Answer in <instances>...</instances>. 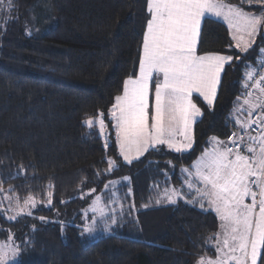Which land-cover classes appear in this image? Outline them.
<instances>
[{
  "label": "trees",
  "instance_id": "16d2710c",
  "mask_svg": "<svg viewBox=\"0 0 264 264\" xmlns=\"http://www.w3.org/2000/svg\"><path fill=\"white\" fill-rule=\"evenodd\" d=\"M148 18L146 0H13L12 9L0 16V186L20 200L32 196L44 203L52 192L51 209L21 220L36 222L41 236L59 243V264H196L201 255L214 256L206 243L218 232L213 213L182 201L142 208L155 193L146 174L136 175L155 150L126 164L113 136L105 148L98 125L89 129L84 123L100 112L107 116L124 80L135 75ZM263 46L260 40L241 54L223 23L203 21L198 54L235 60L224 69L212 107L194 99L203 115L194 125L193 148L169 154L176 165L190 168L211 137L226 141L238 132L230 115L245 98L246 67L256 64ZM108 158L117 164L110 173ZM153 172L150 167L147 174ZM123 175H130L134 190L130 198L137 213L131 225L89 242L80 219L64 224L55 216L84 207L82 194L99 192ZM40 217L51 222L41 224ZM21 220L7 221L0 209V233L19 227Z\"/></svg>",
  "mask_w": 264,
  "mask_h": 264
},
{
  "label": "snow or ice",
  "instance_id": "6c2138e0",
  "mask_svg": "<svg viewBox=\"0 0 264 264\" xmlns=\"http://www.w3.org/2000/svg\"><path fill=\"white\" fill-rule=\"evenodd\" d=\"M243 4L259 6L261 11L258 14L246 11ZM12 7L13 0H0V11H10ZM146 11L149 18L138 73L124 80L122 94L115 96L108 110L119 155L127 164L150 149L159 150L158 146H166L176 153L192 148L193 125L203 115L193 102V94H198L212 107L225 65L233 61L232 55L198 54L202 21L212 17L222 19L236 48L243 52H247L257 35L264 31V0H240V5L226 0H146ZM258 64L264 66V60ZM245 76L243 87L247 91L243 105L246 107L236 109L246 114L245 119H236L240 134L233 132L227 142L211 137V150H205L191 169L181 170L187 174L185 183L189 194L195 192L185 202L198 203L205 211L210 209L220 221V231L206 241L215 249V257L201 255L196 264H264V71L246 67ZM84 123L89 129L98 125L107 148L104 113H98L95 118L86 117ZM253 126L259 129L255 135L249 131ZM107 164L106 172L116 170L115 160L108 158ZM115 184L109 181L104 187L109 189ZM0 191H3L2 186ZM95 191L93 188L87 195ZM111 195L114 198L111 203H118L116 192ZM3 199L12 202L11 196ZM177 199H185V194L176 188H166L156 203L176 204ZM14 202V209L10 206L4 210L5 213L14 211V215L7 217L9 220L25 213L31 216L29 209L37 205L32 196L23 204L18 198ZM51 205L52 192L49 191L46 206ZM106 209L102 197L96 196L87 210L96 215L91 224L83 227V233L96 230V216L101 219L108 216ZM111 211L114 213L115 209ZM109 219L112 225L117 223L115 215ZM104 231H109L106 221ZM11 241L10 235L8 243H0V264H15L19 248Z\"/></svg>",
  "mask_w": 264,
  "mask_h": 264
},
{
  "label": "rangeland",
  "instance_id": "374dc122",
  "mask_svg": "<svg viewBox=\"0 0 264 264\" xmlns=\"http://www.w3.org/2000/svg\"><path fill=\"white\" fill-rule=\"evenodd\" d=\"M246 11H251V12L258 14L261 11V9L259 6L253 5V6L249 7V10H246ZM3 12L4 11H0V16L3 15ZM226 26H227V24H226ZM145 28H146V26H145ZM227 29L229 32V39L231 41L232 47L237 52H239L241 54H246L248 51H250V49L254 48L257 45V43H259L260 40H264V31H262L259 35H257V37L255 38V43L252 44V46L248 49V51L243 52L241 49L236 48L235 42L232 40V36H231V33H230L228 26H227ZM142 42H143V40H142ZM224 55H227V54H224ZM260 55H262L261 51H260ZM234 60H235V58L233 57V61ZM138 65H137L135 74L138 73ZM227 65L228 64H226L225 66H227ZM222 74H221V77H222ZM218 90H219V86H218L217 92H218ZM193 96H194V99L199 98L200 100L203 101V98L199 97L198 94L194 93ZM243 100L244 99L238 101L237 106L231 112V115H230L231 119L233 120L234 126L238 130H239V128L236 125L237 117H239L241 120L246 118L245 113L236 112V109L238 106L246 107L243 105ZM194 103H195V101H194ZM104 120H105V123L107 125V139H111L112 136L116 139L115 130L112 127L113 122L110 120L108 114H107V116H104ZM256 130H259V129H257L255 126H253V128L250 129L251 134L255 135L257 133ZM236 133L238 135L240 134L239 132H236ZM193 134H194V128H193ZM110 142H111V140H110ZM158 147H159V150L153 149L155 151H153L154 153L152 154V158H150V160L147 162L148 166L146 165V167L142 171H140L142 173H140V174L138 173L136 175L137 178L142 179V176L144 174H146L147 178H148L147 182L151 186L150 192L152 191L153 193H155L153 197L149 198L148 201H150V202L146 201L144 204L147 205V207H152L153 204L159 205L156 203V199L158 198V196L160 194L163 193V191L166 188H176L185 194V199H178L177 204L180 201L185 202L186 199L192 198V196L195 195V192L193 191L191 194H189L186 183H185V177L187 176V174L183 173V175H182V172H181V170L185 167L184 166L180 167V166L176 165L171 159L168 158L170 153H175V154H177V153L174 151H170L166 146H158ZM210 147H213V143L210 145ZM143 156H141L140 158H142ZM124 163H126V162H124ZM150 167L152 170L155 171L152 173V177H150L147 174ZM189 169H191V168H189ZM124 177H128L129 179L125 180ZM109 181H115L116 182L115 187H112L111 185H110L109 189H105V187H103L101 191L94 192L91 195H87V193H89V192H86L80 196L81 199L83 200V202H85L84 207L83 206L79 207V209L75 210L71 214H68L69 212H67L66 210L61 212V213L58 212L57 215H55V216L57 218H59L60 221L64 222V224L66 221H69L71 224L74 221L79 222V219L82 222L83 227L86 224H91L92 218L96 214H94L90 211H87V210H88L89 206L91 205L92 201L95 199V197L99 195L102 197V203L107 204L106 210L108 211V216L104 217L103 219L96 216L97 223L94 226L96 230L90 234L84 233V235L88 238L89 242H93V241L98 240L97 238H99V237L101 238V235H109L112 231H115L116 229L120 228L124 224L126 226L131 225L133 223V219L135 218V214L137 213V209L134 206V203L131 201V198H130L131 196L133 197L132 192L134 191L130 185L132 182L131 177H130V175H123V176H119V177L112 179V180H109ZM109 181L106 184H108ZM129 189L131 190L130 195H129ZM113 191L116 192V196L119 199L118 203H111V200L114 199L111 195V193ZM5 196H11L12 202H10L9 200H4L3 198ZM17 198L18 197H16V196L10 195L9 190H7V189H3V191H0V209L4 212L6 218L9 215L15 214L14 211L5 213L4 210L8 209L10 206L14 209L15 208V202L14 201ZM34 199L37 201V205L35 208L29 209L32 212V214H34L38 210H42V209L49 210V209H51V206H46L47 202L44 203V202H41L40 200H38L36 198H34ZM24 200L19 199L21 204H23ZM167 204L168 203L164 202V201H162L160 203V205H163V206L164 205L167 206ZM187 204L195 205L198 209H201L198 203L197 204L187 203ZM145 205H143L142 208ZM205 206L207 207V205H205ZM112 209H115L114 213L111 211ZM86 211H87V218L85 217ZM210 211L211 210L209 209L207 212H210ZM121 213H123V214L121 215ZM211 213H213V211H211ZM213 214L216 216L215 213H213ZM112 215H115L117 218V223L115 225H112L111 220L109 219V217ZM26 217H30V216L25 213V214L17 216V218L15 220H9L7 218V221L16 222V221L24 219ZM105 221L109 225V231H107V232L104 231ZM49 222H51V220H49V219L43 220V221L40 219L41 224H48ZM218 223L219 224H218V230L217 231L219 232L220 231V221L219 220H218ZM60 229H61V231H60L61 236H64V227H61ZM39 232H41L40 227L38 225H36V222L30 221V220H27V221L21 220V225L17 228L9 227V228H3L2 229V231L0 233V243H8L9 242V236L10 235L12 236L11 242L13 243L14 246H18V248H19V255L15 261V264H30V263H36V262L41 263V264H45V263L59 264V243L57 241L51 240L50 238L46 239L45 236H41ZM212 243L213 244L215 243L214 239H213ZM210 247L214 251V256H211V257L214 258L215 257V249L212 246H210Z\"/></svg>",
  "mask_w": 264,
  "mask_h": 264
},
{
  "label": "crops",
  "instance_id": "0c3cea01",
  "mask_svg": "<svg viewBox=\"0 0 264 264\" xmlns=\"http://www.w3.org/2000/svg\"><path fill=\"white\" fill-rule=\"evenodd\" d=\"M233 5H237V4H233ZM244 10H245V9H244ZM246 10H248V9H246ZM212 18L215 19V20L220 21V22L223 23V24L225 25V27L227 28L225 22H224L222 19L215 18V17H212ZM202 23H203V21H202ZM225 67H226V66H225ZM221 78H222V77H221ZM219 85H220V84H219ZM217 93H218V92H217ZM193 102H194V96H193ZM203 102H204V101H203ZM199 119H200V117L197 118V121H198ZM197 121H196V122H197ZM194 125H195V124H194ZM194 125H193V128H194ZM237 131H238L239 133L241 132L240 129L237 130ZM249 131H250V129H249ZM211 144H212V142H211V140H210V145H211ZM210 145H209L208 149H206V150H211L212 147H210ZM192 148H193V146H192ZM192 148H191V149H192ZM191 149H190V150H191ZM151 150H153V149H150L149 151H151ZM190 150H188L187 152H189ZM149 151H148V152H149ZM148 152H147V153H148ZM187 152H184V153H187ZM147 153H146V154H147ZM146 154H145V155H146ZM178 154H183V153H178ZM145 155H144V156H145ZM144 156H143V157H144ZM200 156H201V155H200ZM200 156H199V157H200ZM199 157H198V158H199ZM121 158H122V157H121ZM198 158H197V159H198ZM140 159H141V158H139L138 160H140ZM197 159H196V160H197ZM122 160H123V158H122ZM138 160H134L133 162H136V161H138ZM196 160H195V161H196ZM195 161H194V162H195ZM133 162H132V163H133ZM126 164H127V163H126ZM190 168H191V167H190ZM181 172H182V171H181ZM182 175H183V172H182ZM177 202H178V199H177ZM176 204H177V203H176ZM176 204H169V203H168L167 206H174V205H176ZM204 211H205V210H204ZM210 212H211V211H210ZM213 213H214V212H213Z\"/></svg>",
  "mask_w": 264,
  "mask_h": 264
},
{
  "label": "built area",
  "instance_id": "2783aa9c",
  "mask_svg": "<svg viewBox=\"0 0 264 264\" xmlns=\"http://www.w3.org/2000/svg\"><path fill=\"white\" fill-rule=\"evenodd\" d=\"M263 48H264V46H263ZM262 53V55H260V57H259V59H258V61H262V60H264V52H261ZM258 61L256 62V64L253 66V68H255L256 70H257V72H260V71H264V66H261L260 64H258ZM258 78V77H257ZM247 91V90H246ZM245 91V92H246ZM259 130H256V132H258ZM232 135V133L231 134H229L228 135V137H227V139H226V142L228 141V139H229V137Z\"/></svg>",
  "mask_w": 264,
  "mask_h": 264
}]
</instances>
